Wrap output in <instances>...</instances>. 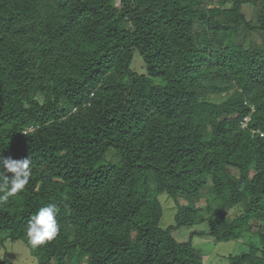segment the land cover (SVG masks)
I'll return each instance as SVG.
<instances>
[{
	"label": "trees",
	"instance_id": "trees-1",
	"mask_svg": "<svg viewBox=\"0 0 264 264\" xmlns=\"http://www.w3.org/2000/svg\"><path fill=\"white\" fill-rule=\"evenodd\" d=\"M253 32L264 0H0V156L32 171L0 204L2 246L37 264H206L195 237L249 234L229 264H264V47L226 45ZM49 203L60 232L32 250L27 224ZM183 228L199 229L180 242Z\"/></svg>",
	"mask_w": 264,
	"mask_h": 264
},
{
	"label": "rangeland",
	"instance_id": "rangeland-1",
	"mask_svg": "<svg viewBox=\"0 0 264 264\" xmlns=\"http://www.w3.org/2000/svg\"><path fill=\"white\" fill-rule=\"evenodd\" d=\"M205 4L206 6H204V10L210 6V2L206 1ZM213 5L218 6L222 12L230 11L233 9V0H213ZM261 5L262 4L259 3L256 5L244 6L243 12L247 16L248 20L254 21L257 19L261 12ZM221 19L227 22L229 17L227 15H222ZM226 45L229 47L233 45H249L251 50H260L264 47V33L253 32L250 39L244 34L234 33L232 35V39L228 41ZM134 68L139 72H143L142 61L137 59ZM208 181V192L211 193L213 191V187L209 179ZM162 200L165 207L162 226L167 228L170 225L175 224L174 215L177 208L175 203L170 198L163 196ZM181 202L183 204H195L198 207L206 206L208 203L205 196H201L199 199L193 201L181 199ZM233 213V211H230L228 214L232 215ZM198 229L199 228H183L178 230V232H175V236L180 242L188 241L190 232ZM201 229L204 230L207 228L201 226L199 230ZM8 234V232L0 233V260L8 258L15 264H37V258L32 255L31 250L22 242H8L5 247L2 246V242L7 239ZM250 237L251 235L245 234L240 241L223 242L214 246L213 239L209 236H198L195 237L194 243L198 249L203 250L206 264H229V260L227 259L229 255H243L249 251L248 243L250 242Z\"/></svg>",
	"mask_w": 264,
	"mask_h": 264
},
{
	"label": "clouds",
	"instance_id": "clouds-1",
	"mask_svg": "<svg viewBox=\"0 0 264 264\" xmlns=\"http://www.w3.org/2000/svg\"><path fill=\"white\" fill-rule=\"evenodd\" d=\"M31 175L30 160H13L0 156V204L6 203L10 197H15L24 190ZM57 215V206L49 203L31 216L26 228V238L32 250L57 237L60 232Z\"/></svg>",
	"mask_w": 264,
	"mask_h": 264
},
{
	"label": "built area",
	"instance_id": "built-area-1",
	"mask_svg": "<svg viewBox=\"0 0 264 264\" xmlns=\"http://www.w3.org/2000/svg\"><path fill=\"white\" fill-rule=\"evenodd\" d=\"M245 121L248 122L249 121V118H247Z\"/></svg>",
	"mask_w": 264,
	"mask_h": 264
}]
</instances>
